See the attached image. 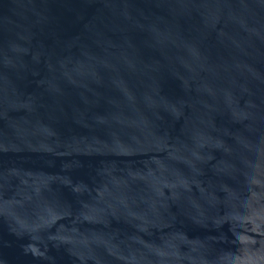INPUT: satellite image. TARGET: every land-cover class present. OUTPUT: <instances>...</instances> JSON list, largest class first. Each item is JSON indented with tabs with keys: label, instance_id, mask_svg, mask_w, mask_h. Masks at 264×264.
I'll return each instance as SVG.
<instances>
[{
	"label": "water",
	"instance_id": "water-1",
	"mask_svg": "<svg viewBox=\"0 0 264 264\" xmlns=\"http://www.w3.org/2000/svg\"><path fill=\"white\" fill-rule=\"evenodd\" d=\"M0 264H264V0H0Z\"/></svg>",
	"mask_w": 264,
	"mask_h": 264
}]
</instances>
